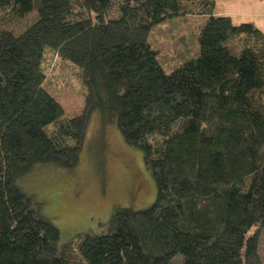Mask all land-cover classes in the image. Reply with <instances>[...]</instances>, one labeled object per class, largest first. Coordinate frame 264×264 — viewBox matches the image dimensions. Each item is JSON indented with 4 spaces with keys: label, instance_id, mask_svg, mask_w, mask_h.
Instances as JSON below:
<instances>
[{
    "label": "trees",
    "instance_id": "1",
    "mask_svg": "<svg viewBox=\"0 0 264 264\" xmlns=\"http://www.w3.org/2000/svg\"><path fill=\"white\" fill-rule=\"evenodd\" d=\"M216 9L0 0L2 16L33 18L18 33L0 29V264H264V33ZM186 16L204 19L198 51L167 74L149 35ZM49 52L78 70L77 116L45 89ZM93 114L142 153L156 196L60 245L17 182L40 166L75 169Z\"/></svg>",
    "mask_w": 264,
    "mask_h": 264
},
{
    "label": "rangeland",
    "instance_id": "2",
    "mask_svg": "<svg viewBox=\"0 0 264 264\" xmlns=\"http://www.w3.org/2000/svg\"><path fill=\"white\" fill-rule=\"evenodd\" d=\"M215 2L217 12L231 16L234 24L251 23L264 33V0ZM0 18V29H11L14 33L33 20L28 17L15 22L1 13ZM203 23L200 17L186 16L167 20L153 29L148 43L158 52L167 74L197 53L196 35ZM44 67L45 89L67 117L79 115L84 107L85 91L78 70L50 52ZM40 167L20 178L17 186L31 199L38 215L58 230L60 245L79 235L98 236L108 231L116 212L146 209L156 196L142 153L126 145L115 126L102 129L97 114L91 116L83 153L75 169ZM260 252L264 256V229Z\"/></svg>",
    "mask_w": 264,
    "mask_h": 264
},
{
    "label": "crops",
    "instance_id": "3",
    "mask_svg": "<svg viewBox=\"0 0 264 264\" xmlns=\"http://www.w3.org/2000/svg\"><path fill=\"white\" fill-rule=\"evenodd\" d=\"M219 13V12H218ZM220 14V13H219ZM228 16V15H227ZM231 17V16H230Z\"/></svg>",
    "mask_w": 264,
    "mask_h": 264
}]
</instances>
